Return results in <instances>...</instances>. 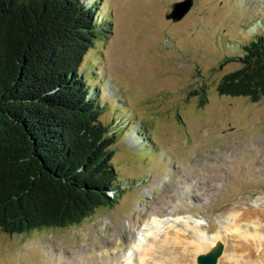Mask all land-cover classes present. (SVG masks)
<instances>
[{"label": "rangeland", "instance_id": "1", "mask_svg": "<svg viewBox=\"0 0 264 264\" xmlns=\"http://www.w3.org/2000/svg\"><path fill=\"white\" fill-rule=\"evenodd\" d=\"M177 1L100 0L113 34L90 49L80 71L105 102L100 119L113 130L118 178L131 182L115 206L80 224L0 229V264H113L122 260L118 242L137 237L154 215H188L216 233L231 216L264 208V96L252 102L217 90L241 66L243 45L264 33V0H193L174 21L166 15ZM221 239L218 264L239 243L229 233ZM191 249L164 248L162 262L196 264L202 250Z\"/></svg>", "mask_w": 264, "mask_h": 264}, {"label": "trees", "instance_id": "2", "mask_svg": "<svg viewBox=\"0 0 264 264\" xmlns=\"http://www.w3.org/2000/svg\"><path fill=\"white\" fill-rule=\"evenodd\" d=\"M100 0H0V229L25 234L80 224L113 207L130 180L112 162L104 101L80 71L113 34ZM222 95L264 96V33L243 45ZM100 87L98 86L97 89ZM205 90L200 104L205 102Z\"/></svg>", "mask_w": 264, "mask_h": 264}, {"label": "bare ground", "instance_id": "3", "mask_svg": "<svg viewBox=\"0 0 264 264\" xmlns=\"http://www.w3.org/2000/svg\"><path fill=\"white\" fill-rule=\"evenodd\" d=\"M231 217L232 220L220 225L221 228L216 233H208L197 218L187 215L169 219L154 215L144 222L145 230H139L137 237L129 238L125 245L118 242L116 250H122V260L115 258L113 264H148L149 256L155 259L154 264H166L162 262L164 248L172 250L182 242L192 247L188 255H194L200 250L208 249L217 237L221 238L228 233L239 240V243L236 251L221 264H264V208H248V211ZM255 248L259 249L257 254Z\"/></svg>", "mask_w": 264, "mask_h": 264}, {"label": "water", "instance_id": "4", "mask_svg": "<svg viewBox=\"0 0 264 264\" xmlns=\"http://www.w3.org/2000/svg\"><path fill=\"white\" fill-rule=\"evenodd\" d=\"M193 0H181L172 4L171 12L166 17L178 21L191 9ZM225 250V243L220 237L210 245L208 249L200 252L196 257L197 264H217Z\"/></svg>", "mask_w": 264, "mask_h": 264}]
</instances>
